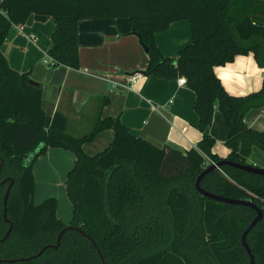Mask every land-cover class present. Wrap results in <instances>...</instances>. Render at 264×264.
<instances>
[{
	"label": "trees",
	"instance_id": "16d2710c",
	"mask_svg": "<svg viewBox=\"0 0 264 264\" xmlns=\"http://www.w3.org/2000/svg\"><path fill=\"white\" fill-rule=\"evenodd\" d=\"M55 20L48 55L54 66L80 68L79 22L82 19L125 17L148 48L145 73L175 79L184 76L196 93L195 111L202 140L183 153L158 147L135 135L119 118L99 120L81 136L67 132V116L48 115L42 104V85L30 82L28 72L12 68L3 44L13 25ZM189 20L192 42L177 58L167 57L155 40L172 23ZM253 52L264 67V0H2L0 2V181L14 178L8 199L13 230L0 242V259L41 255L0 264H249L242 233L257 212L250 206L223 203L203 196L198 175L211 161L215 138L209 128L219 109L225 116L231 149L227 159L248 164L254 147L264 150V132L246 121L248 111L264 105L262 88L247 95L230 94L215 72L239 54ZM115 138L91 156L83 145L102 129ZM72 150L75 164L66 186L74 206L73 220L58 216V199L35 202L36 160L50 148ZM10 181L0 183V238L10 225L4 218V196ZM203 188L246 199L264 210V175L225 165L209 172ZM197 211L192 213L193 202ZM172 236L167 237V223ZM72 226V227H69ZM255 264H264V217L248 234Z\"/></svg>",
	"mask_w": 264,
	"mask_h": 264
},
{
	"label": "crops",
	"instance_id": "0c3cea01",
	"mask_svg": "<svg viewBox=\"0 0 264 264\" xmlns=\"http://www.w3.org/2000/svg\"><path fill=\"white\" fill-rule=\"evenodd\" d=\"M55 25L53 18L43 22L34 16L22 25H13L3 44V53L12 68L28 72L42 85L45 112L50 116L57 111L64 113L69 134L84 135L99 120L114 117L135 135L158 147L170 146L186 153L198 145L203 133L195 111V91L187 84H180L178 78L145 73L150 56L138 34L133 32L128 18L80 20L81 65L78 69L47 62ZM192 39L189 20L176 21L155 34L162 53L172 58H177ZM139 72L143 75L130 85L129 75ZM215 72L232 95H247L260 90L263 85L264 67L253 52L239 54L233 61L216 66ZM246 121L253 129L264 132V105L251 108ZM209 131L215 138L213 152L227 158L231 153L225 143L229 126L219 109ZM114 138L113 128L102 129L83 145V149L91 156L97 155ZM75 159L72 150L53 147L33 166L35 202H39L38 197L42 200L51 194L57 196L58 216L66 224L72 222L74 215L66 180ZM248 163L264 167V150L254 147Z\"/></svg>",
	"mask_w": 264,
	"mask_h": 264
},
{
	"label": "water",
	"instance_id": "95a60500",
	"mask_svg": "<svg viewBox=\"0 0 264 264\" xmlns=\"http://www.w3.org/2000/svg\"><path fill=\"white\" fill-rule=\"evenodd\" d=\"M140 37V36H139ZM141 39V37H140ZM141 43L142 45L145 47V49L148 51V48L144 45L142 39H141ZM30 82L33 84L38 85L39 82L33 80L32 78L30 79ZM228 165V166H232L235 168H239L248 172H252V173H257V174H261L264 175V167H260L254 164H242L240 162L237 161H233L227 158H223L215 163H212L211 165L207 166L197 177L196 179V188L198 189V191L205 197L209 198V199H213L219 202H223V203H232V204H238V205H245V206H250L253 209L256 210L257 215L255 216V218L248 224V226L245 228V230L242 233V237H241V242L242 245L244 246V248L246 249L247 253L250 256V262L249 264H255L256 260H255V255L252 252V249L247 241V236L248 234L255 228V226L263 219L264 217V210L255 202L251 201V200H246V199H236V198H232L229 196H224L215 192H211L205 188L202 187L201 185V181L202 179L211 171L216 170V169H221L223 166ZM10 181V183L7 186V190L5 192V196H4V218L7 222L10 223L8 230L5 234L4 237L0 238V242H2L3 240H5L9 234L12 232L13 230V222L8 218L7 212H8V199L12 190V186L14 184L15 179L10 177L7 179H3L0 181V183H4ZM72 227V226H69ZM65 229H63L58 236V243L56 245H52V244H47L45 245L38 254L31 256V257H37L38 255H41L47 248L49 247H57L62 234L64 233ZM80 231L85 234L88 238H90L94 244V246L96 247L99 256L101 257V260L103 262V264H107V262L104 259L103 253L101 251V249L98 247L97 243L91 238V236H89L88 234H86L82 229H80ZM31 257H27V258H17V259H0V261H4V262H16V261H24L25 259H30Z\"/></svg>",
	"mask_w": 264,
	"mask_h": 264
},
{
	"label": "rangeland",
	"instance_id": "374dc122",
	"mask_svg": "<svg viewBox=\"0 0 264 264\" xmlns=\"http://www.w3.org/2000/svg\"><path fill=\"white\" fill-rule=\"evenodd\" d=\"M48 179H50V178H48ZM51 190H52V189H51ZM51 190H49L48 192H49V193H52ZM53 193H54V192H53ZM49 197H57V196H55L54 194H51V195H48V196L44 197L42 200H39V197H38L37 200H38L39 202H38L37 204L42 203L45 199H47V198H49ZM196 211H197V202H196V200H194V202H193L192 213L195 214ZM167 227H168L167 237H166L165 241L160 245L159 248H163V247L167 246V244H168V242H169V239H170V237L172 236V225H171L170 222L167 223Z\"/></svg>",
	"mask_w": 264,
	"mask_h": 264
},
{
	"label": "built area",
	"instance_id": "2783aa9c",
	"mask_svg": "<svg viewBox=\"0 0 264 264\" xmlns=\"http://www.w3.org/2000/svg\"><path fill=\"white\" fill-rule=\"evenodd\" d=\"M47 62H49V63L52 64V61H51L50 57H49V60H48ZM142 75H143V74L140 73V72H139V73H134V74L129 75V77H128V79H129V84L131 85L133 82H135V81H136L138 78H140ZM178 79H179L180 84H186V83H187V79H186V77H184V76H180ZM210 163L212 164V163H215V162H214V161H211Z\"/></svg>",
	"mask_w": 264,
	"mask_h": 264
},
{
	"label": "flooded vegetation",
	"instance_id": "af4514ba",
	"mask_svg": "<svg viewBox=\"0 0 264 264\" xmlns=\"http://www.w3.org/2000/svg\"><path fill=\"white\" fill-rule=\"evenodd\" d=\"M4 183H6V182H4ZM2 184V183H1Z\"/></svg>",
	"mask_w": 264,
	"mask_h": 264
}]
</instances>
